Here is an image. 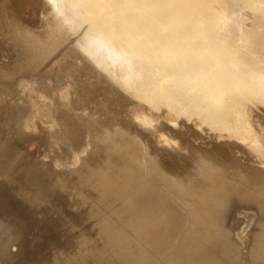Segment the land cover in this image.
<instances>
[{
  "label": "bare ground",
  "instance_id": "bare-ground-1",
  "mask_svg": "<svg viewBox=\"0 0 264 264\" xmlns=\"http://www.w3.org/2000/svg\"><path fill=\"white\" fill-rule=\"evenodd\" d=\"M15 1L0 0L14 50L0 60V264H264V166L187 119L236 130L248 101L264 124V0H44L37 36ZM67 74L90 99L56 100ZM163 106L176 125L137 123ZM28 135L46 157L25 183L12 171ZM243 206L262 217L248 257Z\"/></svg>",
  "mask_w": 264,
  "mask_h": 264
},
{
  "label": "rangeland",
  "instance_id": "rangeland-1",
  "mask_svg": "<svg viewBox=\"0 0 264 264\" xmlns=\"http://www.w3.org/2000/svg\"><path fill=\"white\" fill-rule=\"evenodd\" d=\"M43 1L44 0H16L14 3V10L17 13L19 22L25 28L31 30L33 32L32 34H34L35 36L42 33ZM9 29H10V27L8 28L6 25L0 26V35H2L0 38V49H2V50H0V53H1L0 60L1 59L6 60L7 53L4 49L7 48V44L13 40V39H8V40H5V43H2L3 34L6 31H8ZM65 40L66 39L61 38L60 42L65 43V42H63ZM8 50H11L12 52H14V50L11 48H9ZM48 65H49L48 62H43L42 64L38 63L36 65V67L32 70L17 73V75L15 76L16 77L15 80L18 79L16 81V83L22 82L23 80H25L29 77H32L34 75L41 77L42 73L46 70V67ZM64 78H66V79H64L63 86L58 88L56 91L59 94V95L55 96L56 100L61 101V98L64 100H66V99L68 100L67 97L62 96V95H64V93H66L65 91H67V90L70 93L71 92L76 93L75 96H74V93H71L72 95L68 96V97H70L69 98L70 100L73 99L72 101H81L82 102L83 99L84 100L88 99V98L90 99V97H91L90 96L91 95L90 90H88V92L86 91L87 93L83 94L84 98H82V100H81V96H83V95H82V93L77 91V90H81V87L79 88L78 86L73 85L74 78L71 77L69 74L65 75ZM1 83L2 82H0V84ZM48 83H49V81H48ZM68 83H70V84H68ZM69 85L70 86L72 85L71 86L72 89L70 88ZM65 86H66V88L68 87L70 89H68V88L65 89ZM63 87H64V89H63ZM73 88L75 90H73ZM41 91H43V94H44V92H46L44 89ZM61 91H63V92L61 93ZM39 94H42V93H39ZM87 94H89V96ZM26 96H27V98H26ZM26 96H22V97H24L25 100L30 99V98L33 99L32 96H34V94L29 98H28V95H26ZM3 98L5 99V96L0 95V100ZM31 102H33V100H31ZM242 103H243V108H244V112H243L244 113V121H243V125L239 126L238 129H236V130H234V128L230 129V130H225V129L214 127V126L204 127L205 121H204L203 117L201 115H199L198 113H196L195 111H190L188 113L187 119L191 123H193L197 128L202 129L203 133L208 138H212L214 136L219 137L221 135L224 138L231 137V138L241 142L245 146V148L247 149V152H248L247 159L254 165L264 166V124L259 119L256 112L254 111L253 105L251 102L243 101ZM72 104L74 105V108H79L80 106H81L80 108L87 107L83 103H76V104L72 103ZM72 104H70L68 107L73 108V106H71ZM136 116H138L137 123H139L142 126H148V124L143 123V120H145V119H148V120L151 119L152 120V124H151L152 126H155L156 122L160 119H165L168 122H170V124L176 125L177 121L179 119V115L177 114V112L175 110H171V109L167 108L166 106H163V110L158 116H154V115L152 116L150 111L143 110V109L139 110V112L136 114ZM233 125H234V123H233ZM244 138H246V139H244ZM160 141L165 145H170L171 147L179 148V143H176L175 141L169 139L167 136H161ZM15 147H16V151L18 152L19 156H18L17 160L15 161L16 166H15L14 170L12 171V175L14 177H16L18 180H20V182H25L26 181V174H27V171L29 170V168L34 166L37 162L42 163L45 160V157H46L45 152H44L45 141L40 140L36 136L28 135L27 137H25L22 140H17L15 142ZM73 155L75 156L74 152H72V154L70 153L68 159L65 160L63 165H65L66 167H72L73 168L75 161H76L75 160L76 157L74 158ZM69 161H70V163H69ZM25 187H27L28 190L31 191L32 193H36V189L33 185H30L28 183V184H25ZM245 209H247V210H245ZM237 210H238V213H240V215H239V218H237L235 220L236 225L234 226V229H235V233L237 231V234H239L240 238L242 239L241 243L244 246L243 251L244 252L248 251L246 253V254H248L247 255V257H248L250 248L253 245L252 242H254V236L256 234V231L257 232L259 231L262 217H261L258 209L253 207V206H250L249 208H246V207L244 208V206H243V208L241 207V208H238ZM250 225H253V226H250ZM251 227H253V228L251 229ZM244 229H245V231L243 232ZM253 229H255L256 231Z\"/></svg>",
  "mask_w": 264,
  "mask_h": 264
}]
</instances>
